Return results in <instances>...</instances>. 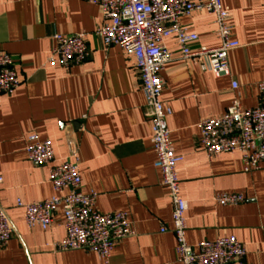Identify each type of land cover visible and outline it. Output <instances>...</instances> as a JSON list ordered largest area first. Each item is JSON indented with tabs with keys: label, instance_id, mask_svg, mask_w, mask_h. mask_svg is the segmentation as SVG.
I'll return each mask as SVG.
<instances>
[{
	"label": "crops",
	"instance_id": "0c3cea01",
	"mask_svg": "<svg viewBox=\"0 0 264 264\" xmlns=\"http://www.w3.org/2000/svg\"><path fill=\"white\" fill-rule=\"evenodd\" d=\"M238 48L227 54L226 74L180 58L173 37L164 39L172 59L161 72L162 102L170 140L182 160L176 166L187 244L234 236L246 255L241 264H264V170L244 172L237 152L207 156L198 124L222 116L236 100L258 106L264 79V0H221ZM214 17L205 11L180 18L197 41L192 49L219 45ZM100 9L83 0H0V52L14 59L19 87L0 95V206L13 234L0 250V264H180L172 233V204L154 167L151 122L133 69L118 46L104 49L94 31L104 24ZM87 33L89 56L70 69L46 65L56 34ZM237 84L232 90L231 84ZM30 136L49 141L54 159L36 166L25 155ZM76 154L80 192L96 193L101 214L125 212L133 235L116 243L102 260L84 251H57L65 232L60 210L42 230L28 228L16 202H41L54 195L49 168ZM217 193L245 201L224 206ZM164 229V232H160Z\"/></svg>",
	"mask_w": 264,
	"mask_h": 264
},
{
	"label": "built area",
	"instance_id": "2783aa9c",
	"mask_svg": "<svg viewBox=\"0 0 264 264\" xmlns=\"http://www.w3.org/2000/svg\"><path fill=\"white\" fill-rule=\"evenodd\" d=\"M100 9L105 21L94 31L104 49L120 47L133 59V69L145 99V114L151 122L150 143L155 154L154 167L160 172L161 186L172 204L171 223L175 238L174 254L180 264H241L246 251L234 236H223L190 246L185 238L184 213L186 202L180 194L176 166L182 157L175 154L170 140L166 118L170 111L161 100L165 65L172 59L164 39L173 37L185 61L206 62L216 76L228 70L227 54L238 48L229 24V11L221 0H83ZM205 11L214 17L216 48H198L192 45L197 36L188 33L180 18ZM89 56L87 33L56 34L46 59V65L70 69L81 65ZM20 85L14 59L0 52V95H11ZM232 90L237 88L231 84ZM258 101L255 108L242 109L236 100L217 118L203 119L198 124L199 144L209 157L237 152L244 172L264 170V79L258 82ZM25 155L36 166L52 164L54 155L49 141L28 138ZM49 183L54 195L41 202H16L23 211L28 228L46 230L60 210L65 236L54 244L57 251H84L94 253L102 260L109 258L116 243L133 235L132 222L125 212L101 214L94 208L95 192H80L81 177L76 154L49 168ZM1 182V179H0ZM217 204L235 206L245 201L238 193H217ZM13 226L0 206V250L9 242ZM160 232H164L161 229Z\"/></svg>",
	"mask_w": 264,
	"mask_h": 264
}]
</instances>
